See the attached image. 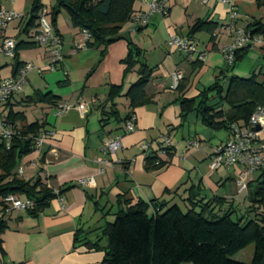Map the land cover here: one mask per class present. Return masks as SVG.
<instances>
[{"label": "crops", "instance_id": "0c3cea01", "mask_svg": "<svg viewBox=\"0 0 264 264\" xmlns=\"http://www.w3.org/2000/svg\"><path fill=\"white\" fill-rule=\"evenodd\" d=\"M150 1L135 0L134 16L147 12ZM230 2L166 0L167 15L154 14L141 30L133 31L132 23L124 26L122 35L143 51L145 62L154 69L146 87L150 101L132 110L126 94L139 76L134 70L124 77L122 61L128 54L125 40L109 46L98 64L101 49L87 48L83 30L72 26L62 13L53 28L61 41L63 61L50 71L51 54L37 45L33 38L36 30L24 33L32 0H0V10L18 15L5 29L0 27V47L6 38L24 41L16 54L17 63L36 66L8 103L14 111L23 112L28 123L44 122L45 131L54 133L39 150L22 160L20 168L25 165L35 174L32 180L40 177L55 192L73 186L52 199L38 216L29 215L27 210H13L3 216L6 228L0 236V264H101L104 252L89 250L76 244L75 239L85 231L87 238L95 241L97 233L93 231L114 220L119 198L132 204L163 200L184 208L194 189L199 190L198 200H225L219 205L223 210L247 208L248 188L241 190L237 184L243 168L210 169L213 150L229 140L230 131L205 126L197 112L182 118L180 108L182 99L196 98L218 81L226 88L231 77L257 76L264 84V36L248 43L244 47L246 55L237 63L230 65L223 53V48L234 42L236 31H246L253 21L264 22V0ZM42 4L51 10L53 2L42 0ZM232 13H236L235 18ZM198 21L214 24L217 29L214 34L201 31L190 36L191 27ZM172 36L189 39L204 59L176 52L168 45ZM9 59L0 53V78L19 80L14 61ZM178 73L183 79L176 84ZM181 84L185 85L182 91L178 89ZM112 86L123 88L115 100L121 119L132 113L136 125L133 132L123 135L122 148L114 156H105L104 140L121 134L125 126V121H111L105 128L100 124L101 106L106 104ZM36 93L51 94L55 104L25 105L24 99ZM63 104L72 109L58 115V107ZM209 105L224 107L215 93L210 94ZM5 110V105L0 106V119H5ZM167 139L172 147L168 165L148 171L141 146L149 143L156 149ZM192 143L199 147L190 148ZM104 159L110 164L100 173L98 161ZM27 171L23 169L22 178ZM252 175L247 184L257 178ZM90 177L95 180L93 187L77 184ZM108 211L110 214L104 216ZM102 244L105 246V241ZM253 254L248 252V264Z\"/></svg>", "mask_w": 264, "mask_h": 264}, {"label": "trees", "instance_id": "16d2710c", "mask_svg": "<svg viewBox=\"0 0 264 264\" xmlns=\"http://www.w3.org/2000/svg\"><path fill=\"white\" fill-rule=\"evenodd\" d=\"M51 1L52 25L55 27L57 17L65 13L72 26L87 31L90 39L86 47L101 49L98 64L105 58L109 46L121 40L127 42L128 54L122 61L125 66L124 77L137 70L139 79L129 88L126 97L132 110L147 104L151 97L146 93V87L154 69L145 62L143 51L122 35L124 26L133 21L135 0ZM42 9V0H32L25 34H30L32 30L38 33ZM216 29L214 24L198 21L191 27L189 35L201 31L214 34ZM246 32L251 38L264 36V22L253 21L246 27ZM24 44V41L16 42V54ZM246 52L247 48L238 50L234 63L240 61ZM14 65L16 72L23 67L17 63V56ZM184 88L183 84L178 87L180 91ZM122 89V86H112L106 104L101 106L100 124L103 128L111 121L126 122L132 115H127L125 119L120 117L115 100L122 94ZM211 93L217 95L223 106L227 107L226 111L222 106L209 105ZM54 99L51 94L36 93L24 99V103L55 104ZM8 102L5 103V119L0 120L13 124L17 133L9 148L0 136V236L6 228L1 216L4 198L14 195L32 201L34 207L27 213L35 217L48 207L52 199L62 196L65 190L73 187L56 193L40 177L27 181L19 175L22 160L35 152V140L46 130V125L44 122L28 123L24 113L14 111ZM263 105L264 84L258 81L257 76L248 79L231 77L226 88L218 81L198 97L180 101L182 118L197 112L205 126L228 131L232 125L246 126L251 116ZM163 150L165 155L162 156H157L155 150L146 154L145 166L148 171L168 165L172 147ZM257 172V178L248 183V206L244 210H223L219 205H224L225 200L221 198L207 202L198 200L199 190L194 189L190 190L185 209L179 205H169L163 200L132 204L129 200L119 198L114 220L93 231L97 233L96 240H89L88 233L82 231V237L75 239L76 244L104 252L101 264H246L234 258L253 245L254 254L250 264H264V170L259 169ZM95 205L98 206V203ZM109 214L110 211L104 216ZM103 241L105 246H102Z\"/></svg>", "mask_w": 264, "mask_h": 264}, {"label": "built area", "instance_id": "2783aa9c", "mask_svg": "<svg viewBox=\"0 0 264 264\" xmlns=\"http://www.w3.org/2000/svg\"><path fill=\"white\" fill-rule=\"evenodd\" d=\"M203 4H208L209 0H200ZM224 4H231L230 0H220ZM154 14L167 15L166 0H151L148 3V11L140 13L134 16L132 21L133 31L140 27L147 25L149 19ZM233 18L236 17V13H232ZM18 18V15L11 11L0 10V27L5 29L13 20ZM39 31L34 35V40L37 45L47 49L51 54L50 71L55 70V66L63 61L61 52V41L55 35L54 28L51 21V10L44 7L39 16ZM85 40L90 39V35L87 31L83 30ZM257 40L251 38L245 30H238L235 34L234 42L223 48V53L227 62L232 65L235 61V53L244 48L248 43ZM168 45L176 52L186 55H198L199 59H204L199 55L197 46L189 39L181 38L179 36H172ZM0 53H3L12 61L16 57V41L12 38H6L3 45L0 47ZM36 69V66L32 63L23 65L20 69V79L15 80L12 78L3 79L0 78V106L5 103L17 93L25 80L26 75ZM183 79L181 73L176 74L174 81L177 84ZM79 110L83 109L82 106H77ZM72 109L71 105L63 104L58 107V115L68 112ZM136 125L135 115H131L125 122L123 132L121 134L111 135L106 138L102 145V151L105 156H114L122 148V137L124 134H128L134 131ZM259 127V130H257ZM229 140L222 145L217 146L212 153L210 159V169L216 171L220 168H236L242 167L243 170L239 172L237 178V184L241 190L247 189L248 177L250 174L255 173L259 169L264 170V105L260 106L256 112L251 116L249 123L244 125H232ZM16 127L13 124H8L5 120H0V136L2 141L5 142L7 147H10L11 140L16 135ZM54 136L53 132L44 131L35 140V150H39L46 141ZM190 148H198V143H192ZM171 147L169 139L165 140L160 146L154 149V146L149 143H145L141 146L144 153L155 150L157 156L165 155L163 149ZM100 165V173L104 172V168L107 167L110 162L107 159L98 161ZM18 173L23 175V169L19 168ZM80 187L89 188L95 185L94 178L80 179L77 183ZM58 193V191L56 192ZM4 212L1 216H4L13 210H29L34 207V203L28 199H22L21 197L9 195L3 199Z\"/></svg>", "mask_w": 264, "mask_h": 264}, {"label": "rangeland", "instance_id": "374dc122", "mask_svg": "<svg viewBox=\"0 0 264 264\" xmlns=\"http://www.w3.org/2000/svg\"><path fill=\"white\" fill-rule=\"evenodd\" d=\"M9 60L11 61V59H9ZM4 116H6V114H4ZM22 168L25 171H27V167H25V165H23ZM33 176H35V174L32 171H27V172H25L23 178H25L28 181V180H32L33 179L32 178ZM257 176H258V172L256 171L255 174H253L251 177L252 178H256ZM183 209H185V208H183ZM243 210H244V208H243ZM243 251L244 252H242L241 254H238L234 259L237 260V261H241V262H244V263L248 264V262H249L248 256H250V255H248V252L249 251H254V246L251 245V246H249L248 248H246Z\"/></svg>", "mask_w": 264, "mask_h": 264}, {"label": "water", "instance_id": "95a60500", "mask_svg": "<svg viewBox=\"0 0 264 264\" xmlns=\"http://www.w3.org/2000/svg\"><path fill=\"white\" fill-rule=\"evenodd\" d=\"M257 130H259V127H257Z\"/></svg>", "mask_w": 264, "mask_h": 264}]
</instances>
